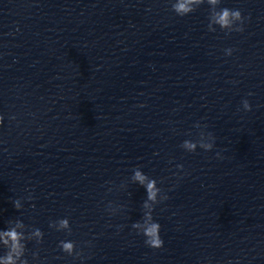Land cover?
<instances>
[{"label": "water", "instance_id": "95a60500", "mask_svg": "<svg viewBox=\"0 0 264 264\" xmlns=\"http://www.w3.org/2000/svg\"><path fill=\"white\" fill-rule=\"evenodd\" d=\"M224 6L250 15L244 32H209L207 5L0 0V93L135 218L133 168L157 178L161 236L199 264H264V0ZM197 121L210 152L180 147Z\"/></svg>", "mask_w": 264, "mask_h": 264}, {"label": "clouds", "instance_id": "9594fccd", "mask_svg": "<svg viewBox=\"0 0 264 264\" xmlns=\"http://www.w3.org/2000/svg\"><path fill=\"white\" fill-rule=\"evenodd\" d=\"M170 5L171 10L179 17L187 16L202 5H207V30L209 32H216L217 28L223 31L225 35L232 32L242 33L245 31V26L250 15L245 16L239 8H230L224 6V0H166ZM234 48L227 47L224 49L225 56H231ZM253 93L249 92L251 96ZM242 107L244 110H251L252 105L248 99L242 100ZM140 107H143L141 104ZM15 119V116L10 117ZM4 122V116L0 114V125ZM193 127L199 129L197 138L184 139L180 147L190 153L196 152L201 149L205 152L212 151L216 146V138L211 131H206L207 125H202L199 121L193 124ZM215 155L220 157V153L216 152ZM177 168H183L182 164H177ZM133 184H138L145 189L146 197L142 201L140 219L131 223V228L136 233L144 238V244L149 248L159 249L165 244L161 236V224L154 216L156 206L163 201L169 199L168 194L162 190L157 178L150 176L140 166H136L132 170L130 176ZM121 187H124L121 185ZM111 191V189H109ZM32 200L31 196L27 197ZM13 206L17 210L24 208L23 198H16L13 200ZM35 207V205H32ZM124 205H114L109 201L106 205L105 211L109 215L118 213ZM48 227L56 230L57 232H64L66 238L60 239L57 242V247L60 251L68 256L73 257L74 260L80 261L84 264L86 257L84 256V248L77 247V241L67 238L72 235V226L69 216L58 217L49 220ZM45 233L36 226H31L25 221L16 217L6 221V227H0V264H39V251L31 252V260L28 257V244L35 242L39 245L43 243ZM91 245V241L85 242Z\"/></svg>", "mask_w": 264, "mask_h": 264}]
</instances>
